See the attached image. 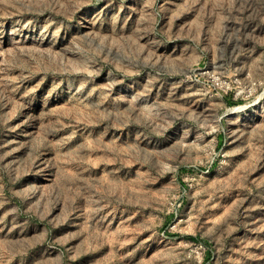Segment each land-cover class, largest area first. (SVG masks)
<instances>
[{"label":"rangeland","instance_id":"1","mask_svg":"<svg viewBox=\"0 0 264 264\" xmlns=\"http://www.w3.org/2000/svg\"><path fill=\"white\" fill-rule=\"evenodd\" d=\"M0 264H264V0H0Z\"/></svg>","mask_w":264,"mask_h":264}]
</instances>
